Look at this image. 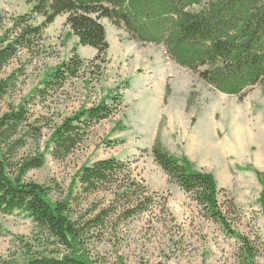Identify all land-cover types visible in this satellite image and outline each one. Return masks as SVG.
Here are the masks:
<instances>
[{"label":"rangeland","instance_id":"1","mask_svg":"<svg viewBox=\"0 0 264 264\" xmlns=\"http://www.w3.org/2000/svg\"><path fill=\"white\" fill-rule=\"evenodd\" d=\"M31 6L29 0H0V36L13 18L28 13ZM41 21L36 17L34 23ZM101 22L109 47L100 74L92 75L89 63L96 50L68 35L64 15L44 28L37 54L19 51L0 70V82L13 76L9 90L0 97V114L24 103L33 114L30 121L44 117L48 122L38 142L27 137L23 153L44 152L45 162L29 171L26 179L51 187L58 198L71 187L76 191L81 167L117 158L128 164L136 181L154 192L159 203L128 219L112 217L102 240L91 242L96 257L108 264L121 260L124 264H241V242L207 218L154 161L150 147L159 139L171 154L186 157L195 169L214 176L223 190L219 201L233 199L238 207L230 217L232 229L256 247L254 261L264 264V86L247 88L242 98L221 93L170 60L161 44L137 42L106 18ZM74 50L85 61L86 71L50 91L45 100L34 99L32 92L43 87L46 74ZM116 89L123 94L118 110L91 127L66 158L54 159L46 151L53 128ZM106 198L108 194L100 192L75 208L84 211L91 208L90 202ZM0 226L2 257L17 253L16 238L30 240L35 229L31 219L17 211L0 214Z\"/></svg>","mask_w":264,"mask_h":264},{"label":"trees","instance_id":"2","mask_svg":"<svg viewBox=\"0 0 264 264\" xmlns=\"http://www.w3.org/2000/svg\"><path fill=\"white\" fill-rule=\"evenodd\" d=\"M29 1L30 11L13 18L0 36V70L19 51L37 54L44 28L64 15L68 35L75 36L79 45L96 50L89 60L92 75L102 73L106 61L109 44L101 22L106 18L137 42L161 44L170 60L221 93L242 98L247 88L264 86V0ZM196 6L201 8L191 10ZM36 17L42 21L34 23ZM2 22L0 14V27ZM85 68V61L74 50L68 60L46 74L43 87L32 92L34 99L45 100L50 91L79 77ZM12 78L0 82V97L9 90ZM122 101L123 94L112 90L96 105L65 117L53 128L46 151L54 159L66 158L85 140L90 128L115 113ZM32 117L24 103L0 114V214L24 213L35 228L30 240L16 238L18 252L0 256V264H108L94 255L91 242L102 240L112 217L128 219L141 214L159 203L157 196L136 181L127 163L111 157L81 167L76 191L71 187L66 195L54 198L51 187L26 179L29 171L45 162L44 152L23 153L28 139L38 142L48 124L44 117L30 121ZM150 152L171 183L189 194L207 218L241 242V264H257L256 247L232 229L230 217L238 207L233 199L219 201L223 190L214 176L195 169L186 157L171 154L159 139ZM100 192L109 198L90 202L91 208L84 211L76 210L83 199Z\"/></svg>","mask_w":264,"mask_h":264}]
</instances>
